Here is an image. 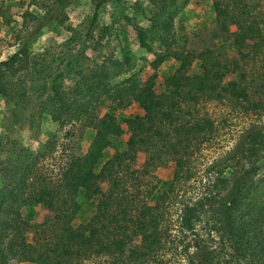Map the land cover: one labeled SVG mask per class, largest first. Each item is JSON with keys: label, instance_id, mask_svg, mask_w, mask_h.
<instances>
[{"label": "rangeland", "instance_id": "obj_1", "mask_svg": "<svg viewBox=\"0 0 264 264\" xmlns=\"http://www.w3.org/2000/svg\"><path fill=\"white\" fill-rule=\"evenodd\" d=\"M245 1L264 36V0ZM51 7L50 0H0V62L23 43L28 42L30 54L28 70L14 80L19 95L12 101L0 97V188L10 190L16 177L24 183L22 194L28 195L41 180L48 185L58 181L72 159L86 154L95 136L94 115L123 129L121 137H109L111 146L95 172L124 151L129 135L124 121L142 116L143 111L135 103L118 109L104 99L92 79L102 65L123 64L125 72L112 84L129 81L142 86L155 73L153 95H159L179 65L175 52H209L212 62L236 68L223 84L240 82L247 100L199 98L188 103L184 115L199 120L205 135L181 148L178 156L170 152L151 164H145V154L139 153L129 171L119 173L118 185L101 181L92 200L80 190L72 227L91 226L99 203H107L112 211H128L134 221L148 218L150 209L158 217L162 247L146 264H190L192 252L197 263L205 250L213 253L209 257L213 264H264V155L255 163L232 213L231 236L223 230L214 233L215 217L206 206L197 212L194 233L183 228L181 219L185 206L215 194L218 175L209 167L232 151L245 132L264 127L263 42L249 41L237 49L231 39L220 37L212 0H70L55 20L44 23L42 17ZM149 28L154 33L147 32L143 39L140 30ZM156 54L169 57L154 72ZM197 73L195 60L188 75ZM55 93L58 97L53 101ZM66 98L72 108L63 104ZM173 157L183 160L178 179H174ZM20 211L28 244L39 246L56 239L53 216L43 204L31 202ZM139 244V236L131 242L117 238L116 254H87L76 264H123ZM10 264H36V258Z\"/></svg>", "mask_w": 264, "mask_h": 264}, {"label": "trees", "instance_id": "obj_2", "mask_svg": "<svg viewBox=\"0 0 264 264\" xmlns=\"http://www.w3.org/2000/svg\"><path fill=\"white\" fill-rule=\"evenodd\" d=\"M50 1L51 10L42 17L44 23L55 20L58 11L70 0ZM212 2L220 37L231 39L232 46L237 49H243L248 46L247 42L255 40L262 41L264 45L259 24L253 20L252 12L245 9V0ZM52 12L56 15L51 17ZM42 25L43 23L39 27ZM147 32L154 33V29L140 30L139 33L144 39ZM168 57L166 54H156L151 64L153 71L156 72ZM173 58L179 65L166 81L165 92L159 95H153L155 73L142 86H138L129 81L111 83L125 72L123 64L117 61L112 62L111 68L104 64L94 72L92 79L95 88L102 90L105 100L118 109L135 103L143 111V115L124 121L129 134L125 149L108 159L98 173L95 172V167L103 158L104 151L111 146L109 137H121L123 129L117 123L94 115L95 136L86 154L81 159H72L58 181L48 185V182L46 184L41 180L37 185L31 186L32 190L28 195L22 194L24 183L19 184L16 177L11 182L10 190L0 188V264H10L13 260L33 256L36 264H76L87 254L114 255L117 253L115 240L122 238L125 242H131L133 236L140 237V244L130 257L122 260L123 264H146L161 250L162 236L158 217L152 216L150 209L148 218L134 221L128 211H112L107 203H99L91 226L73 228L72 221L79 211L75 197L80 190L84 191L87 200H92L99 191L101 181L111 180L118 185L119 173L129 171V165L139 153L145 154V164H151L162 160L163 155L170 152L178 156L181 148L186 149L205 135L206 129L199 120L191 121L184 115L187 112L185 109L190 108L188 103L195 104L199 98L212 101L225 98L234 101L247 100V93L240 82L223 84L225 77L234 73L236 68L230 69L212 62L209 52H175ZM195 60L199 62V73L189 76V69ZM128 61L125 59L124 63L128 64ZM29 66L28 42L21 44L12 56L0 62L1 98L15 100L19 95V87L14 80L21 72L27 71ZM56 93L52 96L53 101L58 97ZM61 93L66 95L63 91ZM68 102V98L63 100V104L72 108V104ZM263 155L264 127H255L245 132L232 151L209 167V171L218 175L214 186L216 192L213 196L201 199L195 206L183 208V228L194 233L197 212L205 211L206 206L215 217L214 233L219 234L223 230L231 236L232 213L238 205L245 184L255 170V163ZM173 158L176 166L174 179H178L183 160ZM221 187L225 189L224 192ZM31 202L43 204L53 216L52 225L56 231V239L50 244L36 246L26 242L20 209ZM129 225L133 227L131 233ZM211 255L213 253L205 250L201 260L196 263L195 253L192 252L189 263L213 264L211 258L209 260Z\"/></svg>", "mask_w": 264, "mask_h": 264}]
</instances>
